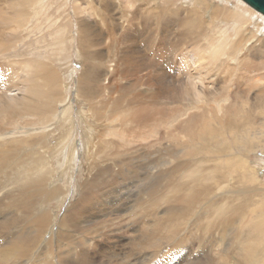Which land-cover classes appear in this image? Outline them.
Here are the masks:
<instances>
[{"label":"bare ground","instance_id":"bare-ground-1","mask_svg":"<svg viewBox=\"0 0 264 264\" xmlns=\"http://www.w3.org/2000/svg\"><path fill=\"white\" fill-rule=\"evenodd\" d=\"M38 1L40 0H0V144L5 139L14 138L13 141L3 144V149H0V193L4 191L3 196L0 197V264H122V259L126 260V264H157L158 262L161 264L158 256L164 251L163 249L177 250L182 246L187 249L186 256L189 257L187 261L185 260V264H264V230H257L259 228L257 224H260L261 218L264 217V209L257 210L255 227L252 228L249 225L255 232H252L250 227H245L247 223L244 224V229H241L244 223L242 218L245 216V207L253 205L254 207L250 209H261V199L255 197H260L261 194L257 195L258 192L264 193L263 187L247 183L257 180L254 169L248 165L256 149L262 151L259 156L264 159V70L260 68H264V53L258 55L251 49L243 58H237L239 70L244 72L241 78L242 80L245 78V81L250 84L249 88L245 87L244 96H250L253 88L259 90L256 92L258 96L254 94L251 97L253 100L250 99L253 107L248 110V114L234 116V107L238 108L236 106L238 102L235 100L227 106L226 114L222 117L214 116V109L208 108L213 121L208 122L207 130L191 125L201 121L202 118L198 114L191 115L194 111L190 113L188 121L184 122L188 126L179 125L177 122L186 118L187 111L191 109L190 105L199 101L197 93L196 97H193L187 95L189 89L187 92L182 88L175 87L174 90L170 88L173 91L170 93L172 105H175L174 102L179 105L183 100L188 103L186 105L183 101V104L173 108L170 113L164 106L159 104L155 107L151 103L158 100L161 95L157 99H150L151 102L142 100V91H137L138 84L134 86L131 82L130 85L118 83L115 89L110 86V82H101L110 64L101 51V45L105 44V41L94 18L97 12L85 0H82L85 5L82 7L78 5L82 2L75 0L73 4L77 12L75 21L79 37V54L84 61L81 60L84 71L81 72L77 81L78 102L83 104L85 109L87 107L89 113L92 112L90 114L95 122H99L105 116L113 117V120L115 117V120H120L122 126L116 124L111 127V124H108L106 131L102 132L96 128L97 125L90 132L91 135L88 134L90 143H87L86 150L88 152L86 179L83 180V184H80L77 200L62 213L59 224H56L55 221L59 219L56 217L58 210H52L47 206L54 198L62 194V190L54 186V182L51 181L52 164L47 154L52 149L68 151L70 149L72 152L71 146L74 144L75 137L66 134L68 129L61 130L67 116L65 110L70 103L65 99V91L62 88L63 77L54 66V60L59 57V50L64 49V41L69 35V26L74 20L65 21L63 24L51 20L53 22L51 32H46L49 22L38 23V18L43 13L42 8L38 10L33 7ZM119 1L122 6L127 5L125 0ZM128 1L135 3L137 0ZM197 2L210 10V17L240 19V14L228 10L227 6L222 7L210 0H197ZM244 3L249 6L246 2ZM157 5L154 13L147 14L154 17L157 30L148 33L151 34L150 37L154 42L157 39L160 49L164 44V47L170 48L167 50L169 53L174 47H182V43L192 34L201 36V30L205 24L201 26L198 23L194 9L183 10L188 13L184 21L179 18L177 11L172 10L171 4L167 7ZM125 12H119L115 19L119 17L128 19L129 16ZM108 16L111 19L114 18L113 13H109ZM90 17H93L95 21ZM180 20L184 22L181 23ZM150 21L145 22V25L147 26ZM175 22L183 27L178 38L181 43L176 42L168 46V39L171 41L173 31L177 30L174 26ZM132 24H135V21ZM37 26L40 27V32ZM120 28L124 29V27ZM129 29L125 28L124 35L133 32ZM44 30V37L39 39L35 47L34 40L37 36H34V40L31 36L34 35L33 33L40 34ZM214 35V39L210 40L206 47L203 46L205 48L201 49L200 45H196L192 47L194 50L190 49L193 53H198L191 56V61L197 63L208 59L211 55L220 59L229 52L237 53L240 39L233 40L232 37L222 36L221 33H214ZM208 37L212 36L209 34ZM188 39L191 40V37ZM244 39L243 37V41ZM144 41L148 42L146 37ZM117 45L119 46L120 43H116L117 51L122 49ZM189 45L193 46L194 43ZM31 46L33 50L29 49ZM211 47L214 48L213 52L210 51ZM199 50H205L203 56ZM125 58L124 63H127L130 59H127L126 55ZM62 59L59 57L57 60ZM99 60L107 61V63L104 65L99 63ZM216 62L218 61H213V64ZM135 67L133 63L129 67L124 66L121 73L125 76ZM207 67L211 70V67L215 68V65ZM213 70L215 71V69L211 71ZM199 74L200 76L196 75V72L195 76L192 74L195 77L193 82L191 81L194 90L204 82L200 71ZM218 76L221 75L214 74V81L218 80ZM219 82H216L217 86ZM241 87L238 86L236 90H243ZM133 88H136V96ZM248 89L250 91H247ZM207 93L206 96L212 95L209 91ZM108 94H112V97ZM114 94L117 96L115 97ZM229 95L234 97L230 91ZM229 98L222 100L224 104L231 101ZM260 108L261 110H258ZM178 114L181 118L178 121H171L172 124L169 125L171 129L169 137L174 141V145L159 152V157L169 162L171 166H167L165 171L163 167L161 172L151 180V175H148L146 170H142L137 160L134 161L137 152L141 157L142 150H147V146L139 145L145 142L146 138L145 135L141 136L137 133L138 129L148 128V124L153 121L159 120L158 123L166 121L162 116L177 118ZM57 125L60 128L58 135L50 130L52 126L59 129ZM19 134H27V137L15 139ZM108 134H114L116 137L112 140L102 138L98 141L101 136ZM182 134L188 138L182 140L179 137ZM50 135L54 142L52 145ZM185 141L190 143V147L187 144V147L184 146ZM189 149H192V154H202L200 157L210 161V165L189 163L197 156H191L189 159L186 158L187 155L181 156V152ZM106 152L113 156L115 166H119L117 171L109 165L101 164V156ZM207 154L224 160L219 164L213 158H204L208 157ZM34 172L36 173L33 174ZM134 173H137L136 176L139 173V184L145 180L149 183L141 182L146 188L140 191L141 196L134 199L133 204L129 206L132 198L128 195L119 197L117 194L119 190L111 191L110 185L118 178ZM249 173L252 176L247 178ZM180 174H186L183 182H181ZM243 176L247 185L239 184ZM16 177L19 178L14 182ZM5 187L9 188L5 190ZM115 197L117 199H114ZM58 201L64 202V198H59ZM160 204L163 206L162 209ZM121 205L128 207L120 210ZM122 214H124L123 220L131 221L128 224L133 225L131 238L124 237L123 232L121 235H115V231H120L124 225L120 227L111 221L113 222ZM64 229L65 233L62 231ZM78 234L85 236L84 241L79 240ZM114 237L123 238L124 241H121V244L112 243ZM94 239L97 240V245L92 247L91 243ZM217 246L221 247L216 253L214 250ZM121 247L133 249L134 255L126 256ZM154 252H159L158 256ZM181 252H174L173 257L180 255Z\"/></svg>","mask_w":264,"mask_h":264},{"label":"rangeland","instance_id":"rangeland-1","mask_svg":"<svg viewBox=\"0 0 264 264\" xmlns=\"http://www.w3.org/2000/svg\"><path fill=\"white\" fill-rule=\"evenodd\" d=\"M48 1L50 4L48 3ZM78 1L82 2L78 5H80L81 7H82V5L85 6L82 0H78ZM108 1H110V2H108ZM187 1H189V0H137L135 3H133V2H130L128 0H125V3L127 5L122 6V3L119 0H85V2L90 3L91 6L93 7V9L97 12V16L95 15V17L94 16L93 17L96 19V24L98 26V29L102 33L103 40L105 41V44L103 43L101 45V51H102L103 56L105 57V60H108L109 61L108 64H110L107 67L108 72L104 73V75H103L104 77H103L101 82H105V83L110 82L111 84H113V85L110 84V86L114 87L115 89H116V85H118V83L130 85V82H131L132 84L134 83V86L136 84H138V90L137 91H142V95H143L142 100H146V101L148 100V102H151L152 99H157L158 96L161 95L158 100L152 101L151 103L155 107L158 106L159 104L164 106L168 110V112H170L173 108L178 107L179 105L183 104V101H185L184 103L187 102L186 100H183V101H181L182 103L179 105L174 102V104L177 106L172 105V99L170 97V96H172V95H170V93L173 92L172 89L174 90L176 88H182V89H185L187 92H188L187 89H189V92L187 95H191L193 97L194 96L196 97V93H197V95L199 96V101L192 104L193 106L190 105L191 109L187 111V113L185 115V117H186L185 119L179 120L181 118L179 116L180 114L177 115V118H167V117L162 116L163 119H165L166 121H163V122L161 121L160 123H158L159 120L153 121V123L148 124L149 125L148 128H139L138 129L137 133H140L141 136L145 135V138H146V141L139 143V145H141L143 147L147 146V150H144V149L142 150L143 154L141 157L138 156L139 153L137 152L136 158L134 159V161L137 160L138 161L137 164L139 166H142V170H144V171L146 170L147 174L151 175V180L153 179V177L157 173L161 172V169L163 167H164L163 170L165 171L169 166H171L169 162L167 163L166 161H163V159L161 157H159V152L163 151V149L170 147V145H174V141H172L169 137V135H171V129H169V127H170L169 125L172 124L171 121H178L179 120L177 122V123H179V125L183 124L185 126H188L187 123H184V122L188 121L190 113L192 111H194V113H192L191 115L198 114L199 116L201 115L202 118H201V121H199L197 123L192 122L193 124H191V125H193L195 128H198V129L205 128L207 130V128L209 126L208 122L213 121L212 120V114H210L211 112H208L209 111L208 108L214 109L213 110L214 116L218 115L219 117H222L223 114H226L225 112L227 111L226 110L227 106L236 100L238 102V104L236 105L238 108L234 107V109L236 111L233 110V112H235V114H234L235 117H237L238 115L240 117V115L242 116L243 114H245V115L248 114V110L251 107H253L252 104L250 103L251 102L250 99L253 100L251 97L254 96V94L256 95L257 94L256 92L259 91L258 88L256 90H254V88H253V90L251 91L252 94L250 96H247V97L244 96L245 95L244 89H245V87L249 88L250 84H249V82L245 81L246 80L245 78L242 80L241 77L243 76L244 72H241L239 70V66H238L239 63L237 64V62H238L237 58L238 57L243 58L246 55V53H249L251 51V49L255 50V52H257L258 55H262L264 53V16L257 13L255 10H253L252 8L247 6L241 0H224V1L223 0H210L211 2L214 1L213 3L221 5L222 7L227 6L228 10H230V11L233 10V11H236V13L240 14V19H236L233 17L231 19H228V18H224V19L219 18L218 19V17H210V10L205 9V7L202 6V4L198 3L197 0H190L188 3H187ZM74 2H75V0H69V1L68 0H51V1L50 0H46V1L40 0L37 2V4L35 3L33 5V7L37 8L38 10L39 9L41 10V8H42V11H43L42 16L38 18V21H39L38 23H40L42 21H48L50 23L52 20L54 22L63 24L65 21L69 22L70 20L71 21L74 20L73 23H71V26H69V28H70L69 29V35L66 37L67 39L64 41V49L59 50V57L63 58V59L57 60L59 58L58 57L54 60V63H55L54 66L56 67L59 74L63 77L64 85L62 86V88L65 91L64 92L65 99L70 103L69 107L65 110V113L67 114V116H66L65 121H64V126L61 128V130L68 129L66 134L73 135L75 137L74 138V144L71 146L72 152H70V149L68 151L65 149H60V150L52 149V150H50L51 149L50 148L49 149L50 152H49V154H47V156L49 155V160L52 164L53 178L51 181L54 182V186H57V187L61 188V190H62V194L59 195L57 198H54L52 200V202L49 204V206H47V207L51 208L52 210H58L56 217H57V219L58 218L59 219L55 221L56 224H59L61 217L63 216L62 213H64V211L67 208L69 209L72 206L71 204L75 203V201L77 200V198L79 196L80 184H83V180L85 181V179H86L85 176L87 174V167H88L87 166L88 165V157H87L88 152L86 150H87V143H90V142H88V134L91 135L90 132L97 125L98 126L96 128L100 129L102 132L106 131V127L108 124H111V127L113 125H116V124H117V126L118 125H120V127L122 126L120 123V120H115V117L113 120V117L108 118L105 116L101 120H99V122H95V120H93V118H92V114H90L92 112L89 113L87 107L85 109L83 104L78 102V98L76 96L77 81L79 80V78L81 76V72L84 71V69H83V66H84L83 62L84 61L82 60V58L80 57V54H79V37H78V33L76 31V21H75L76 20L75 17L77 15V12H76V9H75L74 4H73ZM156 3L159 5H162V6L165 5L166 7L168 4H171L172 10L174 12L177 11L179 14V18L181 20H184V21L187 19L188 13H186L187 11L183 12V10L186 8H187V10L194 9L195 13L197 14V17H198V23L201 26H204V24L206 26V24H207V27H205V26L202 27L203 30H201V36L200 37L196 36V34H192L194 36H192V35L190 36L191 40L188 39L190 37H187L186 41L182 43V47H179V48L174 47V49L172 48L173 51H170L169 53H167V50L170 48L164 47V44H163L161 46V49H160V47L157 45V39L154 42L152 40V38L150 37L151 34L149 35V33H148L150 31H156L157 30L154 17H150L147 15L148 13H154V11L157 10L158 5ZM46 5H48V6L46 7ZM45 8H46V11H45ZM73 8H74V10H73ZM47 10L48 11L50 10V11L48 12ZM129 10L131 12H125V11H129ZM196 11H198V12H196ZM119 12H125V14H127V16H129L128 19H126V17H124V18L119 17L118 19H115V17L118 16ZM134 12H136V13H134ZM109 13H113L114 18H112V19L109 18V16H108ZM155 13H157V12H155ZM183 13H185V15ZM180 16H182V17H180ZM93 17H90V19L95 21V19ZM150 20H153V21H150ZM134 21H135V24H132ZM147 21H150V22L146 26L145 22H147ZM184 21H181V23H183ZM203 21H205V23ZM152 22H153V24H152ZM49 23H48L49 29L47 28L48 31L46 30V32H48V33L51 32V25L53 22H51L50 24ZM175 23H176V25H174V26H175V29H177V30L173 31L172 36H171V41L168 39V46H172L173 43H176V42L179 43L180 42L178 40V38L181 34L180 30L182 32L183 27L180 24L178 25L177 22H175ZM120 27H124V29L122 30ZM126 27L130 28L129 30L132 29L133 32H131V34H129V35H124V31H125ZM37 29L40 32L39 26H37ZM145 29H146L147 33H146V31H144ZM71 33H72V35H71ZM214 33L215 34L221 33L222 36L229 37V38L232 37L233 40L240 39V44L238 45L239 49H238L237 53L229 52L227 55H224L221 58L219 57L221 60L218 58H217L218 59L217 60L216 58H214L215 56L212 57V55H211V57H209L208 59H205L201 62L194 63L193 61H191V56L197 55L198 53H196V52L193 53L192 51H190V49H193L192 47H196V45H200L201 49L205 48L208 45V43L210 42V40L212 41L214 39L213 38L215 36ZM33 34L34 35L31 36L32 38L31 37L30 38L32 40H34L35 37L37 36L36 38L38 40L37 39L34 40L35 41V47H36L37 46L36 43L39 42V39L44 37L43 35L45 34V30L40 34H35V33H33ZM209 34L212 37H208ZM155 35H156V33L154 34V36ZM202 36H203V38H202ZM38 37H40V38H38ZM145 37H146L148 42L144 41ZM243 37L245 38L244 41H243ZM36 40H37V42H36ZM117 42L120 43V45L119 46L117 45V46L119 48H122L119 51H117V48H116ZM193 43H194L193 46L189 45V44H193ZM203 46H205V47H203ZM29 49L33 50V46H31ZM213 50H214V48L212 49V47H211L210 51L213 52ZM203 51H205V50L200 51L202 56L204 55ZM177 52H179V53H177ZM125 55L127 56V59H130V60H127V63H124V61L126 59ZM135 59H137V61ZM1 60H3V59H1ZM213 61L214 62L218 61V62H216V64L215 63L213 64ZM206 62H207V64H209V63L210 64L207 65ZM99 63H102L105 65L107 63V61L99 60ZM132 63L136 67L129 70L130 72L128 74H125V76H124L121 73V72H123L124 66L129 67ZM200 64H203V65L199 66ZM211 64L213 66L215 65V68L211 67V70L215 69V71L213 70L214 72L211 71L209 69V67H207V66H212ZM191 68H192V70H191ZM235 68H236V70H235ZM260 68L264 70V68H262V67H260ZM199 71L201 73V78L204 79V82L199 84V87H197L196 90H194L193 83H191V81L193 82V79L195 78L194 77L195 72H196V75L198 74L200 76ZM215 73H218L221 76H218V80L214 81L213 76ZM190 75H192V76H190ZM223 75H224V77H223ZM246 75H248V73H246ZM188 76H189V78H188ZM190 77H191V79H190ZM189 80H190V83H188ZM217 81L218 82L220 81L218 86H217L218 83H216ZM169 84H170V86H169ZM238 86H240V87L243 86V87H241L244 90L243 95H242L243 90H236V88ZM168 88H169V90H168ZM170 88H172V89H170ZM232 89H233V91H232ZM234 90H236V91H234ZM137 91H136V88H133V92H134L135 96L137 95L135 93ZM197 91H199V92H197ZM208 91L210 94H212L211 96L205 95V94L208 95V93H207ZM229 91L234 97L229 95ZM247 91H250V89H248ZM114 92L118 93V91H114ZM239 92H241V93H239ZM108 95H110L112 97V94H108ZM237 95H238V97H236ZM114 96L116 97L117 94H114ZM256 96H258V95H256ZM226 97L227 98L230 97L231 99L229 98V100H231V101L229 103L224 104V102L222 100ZM241 98H242V100H241ZM140 99L141 98H139L138 100H140ZM187 104L188 103H186V105ZM170 107H172V108H170ZM195 107H197L198 109ZM121 109L123 111V108H121ZM203 110L205 112H203ZM258 110H261V108ZM205 114H207V115H205ZM100 115H102V114H100ZM91 118H92V121L95 122V123L93 122L94 124L92 123ZM94 118L96 119V116ZM57 128H59L58 125H57ZM50 130L54 131V134H56V135H58L60 133V128L56 129V126H52L50 128ZM260 130L261 129H259V131ZM154 134H155V136H153ZM137 135H139V134H137ZM125 136L127 137V135H125ZM185 136H186L185 134H182L179 137L182 140H185V138L186 139L188 138L187 136L186 137ZM24 137H27V134H23V135L19 134L17 137H15V139H21ZM115 137L116 136L114 134H108L105 136H101L98 139V141L102 138L112 140V138H115ZM50 138H51V145H52V144H54V142L52 140V135H50ZM13 139L14 138H9V139L3 140V142L0 144V149H3L2 148L3 144L8 143L10 141H13ZM186 144H187V146L190 147L189 142L188 143L186 142L184 146H186ZM184 146H182V147L184 148ZM202 147H204V146H202ZM181 150H182V148H181ZM191 150L192 149H189L186 152H181V156L187 155L186 158L189 159V158H191V156L197 155V154H192ZM256 152L252 154L253 157L251 156V159H250V162L248 165H249V167L254 169L253 172L256 173L257 180L254 182L252 181V182H247V183H251L252 185H257V186L259 185V187L264 188V159H261V157L259 156V155H261L262 151H260L259 149H256ZM179 153H180V151L178 152V154ZM104 154L105 155L107 154V155L104 156ZM200 155H202V154L198 153V155L195 157V159L189 163H197V164L204 163L203 165H210V161H206V160L202 159L200 157ZM207 156L208 157L205 156L204 158H207V159L213 158L214 161H218L219 164H221L222 160H224V159L219 160V158L214 157L212 154H207ZM101 157H102V160H101L102 165H104V166L109 165L114 171L118 170L119 166L118 167L115 166L116 162L112 160L113 156L110 153H107V152L103 153ZM108 157H109V159H108ZM140 158H141V160L139 161ZM262 170H263V172H262ZM35 173L36 172H34L33 174H35ZM136 174L137 173L130 174V176L125 175L123 177H120L114 182L115 184L113 183L112 185H110V186H112V187H110V188H112L111 191L113 189L119 190V192H117L119 197L128 195L129 198L130 197L132 198V201L129 203V206H131L133 204L134 199H137L138 197L141 196L140 191H142L146 188V186L141 184V182L144 184L149 183V181L147 182V180H145V181H141L139 184V182H138V179H140L139 173L137 176H136ZM180 175H181V182H183L186 174H180ZM18 176H20V174H18ZM251 176L252 175H250V173H249L247 175V178L251 177ZM128 177H130V179ZM17 178H19V177L14 178V182L16 181ZM161 179H162V177H161ZM161 179L159 178V180H161ZM259 179H261V180H259ZM241 181H242V183H241ZM245 181H246V179L243 176L240 179L239 184H243V183H245ZM12 182H13V180H12ZM120 182H122V183H120ZM161 182H164V181H161ZM247 183H245L244 185H247ZM8 188L9 187H5V190H7ZM3 192L4 191H2V193H0V197L3 196ZM184 194H186V192H184ZM257 195H260V197H255V198L261 199L262 202L260 201V203L262 205V208L261 209H255V208L250 209L251 207H254L253 205L245 207V210H244L245 216L242 218L243 219L242 223L244 222L242 224L243 225L241 228L242 230L244 229L245 223H247L245 225V227H247V228H249L250 226L252 228L255 227L254 223L256 222V215H258L257 210L264 209V193L258 192ZM59 198H64V202L63 201L59 202L58 201ZM103 199L104 198H102V200ZM114 199H117V198L115 197ZM111 200H113V199L111 198ZM126 207H128V206H126ZM126 207L121 205V206H119V209L125 210ZM162 207L163 206H161V204H160L161 209H162ZM123 219H124V214H122V216L119 215V217L117 219H114L113 222L111 221V223H113L114 225H118L120 227H122V225H124V228L123 227L121 229L117 228V229H120V231H115V235L116 234L121 235V233L123 232L122 235L124 236V234H125L124 237L130 236V238H131L132 233H133V229H132L133 225L128 224L131 221L128 222V220H127V222H126ZM121 220H122V222H121ZM239 226H240V224H239ZM251 227H250V230H251ZM257 227H259V228H257L258 231L264 230V217L261 218V223L257 224ZM55 229H57V226H55ZM62 231H64L63 233L66 232L65 229ZM251 231L255 232V230H253V229ZM78 235H79V240L81 239L84 241L85 236L80 235V234H78ZM125 240H127V238ZM121 241H124V239L123 238L122 239L121 238L116 239L114 237L113 241H111V242L121 244L120 243ZM91 244H92L91 245L92 247L96 246L97 240L96 239L92 240ZM106 245L108 246V243H106ZM220 247L217 246L214 251L219 252V250H217V249H220ZM121 248H123V252H125L126 256H128V257H132L134 255L133 253H135V251L131 248L130 249L126 248V247H121ZM163 250H164L163 252H160V253L158 252L159 256H158V253L154 252V254L156 253L157 256L159 257L161 264H166L165 262H167L168 264H175V263L176 264H185V260L187 261V258H189L186 256L187 249L185 248V246H182L181 248H179L177 250L176 249H168L167 250V248L163 249ZM179 251H182L181 254L176 256V257H173V253L179 252ZM129 253H130V255H129ZM166 253L167 254L169 253V254L167 255ZM202 254H203V252L201 253V255ZM99 256L100 255L98 254V257ZM125 261H126L125 259L124 260L122 259V264H126L127 262H125ZM157 264H159V262Z\"/></svg>","mask_w":264,"mask_h":264},{"label":"water","instance_id":"water-1","mask_svg":"<svg viewBox=\"0 0 264 264\" xmlns=\"http://www.w3.org/2000/svg\"><path fill=\"white\" fill-rule=\"evenodd\" d=\"M253 9L264 15V0H243Z\"/></svg>","mask_w":264,"mask_h":264}]
</instances>
